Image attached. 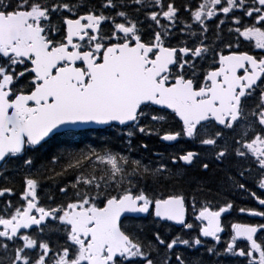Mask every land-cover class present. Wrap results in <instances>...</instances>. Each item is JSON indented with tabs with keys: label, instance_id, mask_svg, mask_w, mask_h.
I'll return each mask as SVG.
<instances>
[{
	"label": "snow or ice",
	"instance_id": "obj_1",
	"mask_svg": "<svg viewBox=\"0 0 264 264\" xmlns=\"http://www.w3.org/2000/svg\"><path fill=\"white\" fill-rule=\"evenodd\" d=\"M0 264H264V0H0Z\"/></svg>",
	"mask_w": 264,
	"mask_h": 264
},
{
	"label": "flooded vegetation",
	"instance_id": "obj_2",
	"mask_svg": "<svg viewBox=\"0 0 264 264\" xmlns=\"http://www.w3.org/2000/svg\"><path fill=\"white\" fill-rule=\"evenodd\" d=\"M148 143L151 147L158 149V150H162V146L155 141V138L148 140ZM230 219L235 220V216L231 217Z\"/></svg>",
	"mask_w": 264,
	"mask_h": 264
},
{
	"label": "trees",
	"instance_id": "obj_3",
	"mask_svg": "<svg viewBox=\"0 0 264 264\" xmlns=\"http://www.w3.org/2000/svg\"><path fill=\"white\" fill-rule=\"evenodd\" d=\"M64 139L68 140L69 142L71 141V140L69 139V137H65ZM109 139H112L111 134H108V135L104 136V138H103V140H109ZM70 143H71V142H70ZM86 144H90V143H86Z\"/></svg>",
	"mask_w": 264,
	"mask_h": 264
}]
</instances>
